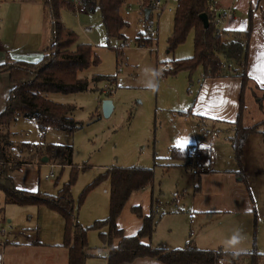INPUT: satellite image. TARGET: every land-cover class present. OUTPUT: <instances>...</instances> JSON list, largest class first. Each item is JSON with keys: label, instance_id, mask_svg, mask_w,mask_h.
Wrapping results in <instances>:
<instances>
[{"label": "rangeland", "instance_id": "1", "mask_svg": "<svg viewBox=\"0 0 264 264\" xmlns=\"http://www.w3.org/2000/svg\"><path fill=\"white\" fill-rule=\"evenodd\" d=\"M162 1L159 8H152L150 19L145 21L146 0H124L121 14L127 26L121 30L122 37L110 38L99 11L76 13L61 9V20L74 31L77 42L91 44L98 55L97 64H91L80 72V77H87L90 81L87 90L49 95L55 102L75 107L73 117L81 127L72 133L48 128L42 143L35 120L19 117L13 123L11 140L18 148L25 141L37 145L26 152L14 149L12 154L25 161L18 168H38L41 165L38 187H35L41 193L57 194L71 173L77 172L71 191L76 204L75 216L84 226L108 216L110 181H99L108 168H153L154 182L149 186L148 200L153 196L157 202V216H160L156 230L158 240L163 242L170 237L180 240L179 246L183 247L186 244L184 238L191 235L196 243L197 240L209 242L212 248L223 245L235 251L256 249L264 253V90L249 81L243 92L244 123H261L259 129L262 132L248 136L243 155L238 160L230 142V137L235 134L232 124L195 112L197 81L191 85L188 71L164 74L168 62L194 55V35L191 32L181 45L169 51L168 39L173 32L176 8L175 4H170L173 10H169L164 7L165 0ZM23 5L21 0H0V19L5 22L3 25L0 21V37L13 44L12 54L17 58L23 51H41L48 44L50 35L51 21L44 13L43 3L29 9L33 15L28 33L26 27L19 29L13 21V12ZM256 11L252 14V24L259 42L264 31V16L263 12ZM243 18L249 20V15ZM87 25L94 30L90 36L81 31V26ZM33 30H36V37L31 36L30 31ZM141 31H144L143 38H150V47L137 43L136 37ZM126 41L129 47L122 46ZM96 76L100 79L94 81ZM150 84L155 87H148ZM105 99L113 103L109 116H105L102 109ZM184 141H187L184 148L196 145L201 157L184 158L183 161L173 158L172 149L181 148L179 145ZM45 143L71 145L75 167L68 166L59 155L50 160L43 152ZM45 157L47 162L43 161ZM205 157L211 161L213 170L221 172L237 174L242 166L244 180L236 178L231 184L235 195L231 193L227 202L238 201L237 196L242 191L248 192L255 211L252 208L242 213H195L193 217L189 214L195 205V181L199 175H192L183 162L193 159L194 165L209 167ZM47 163L57 166L52 169ZM51 171L55 177L46 178ZM91 183L94 186L80 204V195ZM133 198L132 195L129 200ZM0 206L4 207L0 234L6 230L7 238L21 232L24 236H31L34 242L33 264H62L63 250L58 245L62 244L63 235L57 228L62 230L64 221L59 213L46 206L6 204L2 191ZM129 207L130 201L123 208L125 219ZM6 224L12 228L6 229ZM103 230L107 231V228ZM233 236L237 238L236 242L229 243ZM0 240L6 238L1 237ZM88 241L95 253L86 260V264H107L106 247L100 232L91 230Z\"/></svg>", "mask_w": 264, "mask_h": 264}, {"label": "trees", "instance_id": "2", "mask_svg": "<svg viewBox=\"0 0 264 264\" xmlns=\"http://www.w3.org/2000/svg\"><path fill=\"white\" fill-rule=\"evenodd\" d=\"M218 1L180 0V6L176 8L174 16L173 32L168 39V49L174 51L193 32L194 55L168 62L169 66L164 74L176 75L180 71H188L191 85L194 84L193 76L198 69H201L202 80L219 77L241 79L240 109L236 120L231 123L235 134L230 137L236 158L240 160L248 136L262 132L259 129L261 123L252 125L244 123L243 92L249 81L255 83L248 74L249 49L253 31L252 10L249 12L247 29L227 30L216 24L219 12L226 13V15L229 13L228 10L218 7ZM123 2L124 0H79V5L85 8V12H100L106 34L110 38L122 37L121 30L127 26L121 14ZM155 2V0L152 2L146 0L151 11L153 7L157 8ZM212 6L216 7L217 11L211 10ZM61 9L76 12L77 4L75 0H44L43 10L51 24L48 44L44 47L43 55L39 59L33 62L15 61L9 56L6 61L0 63V73L8 72L11 84L6 106L0 112V191L5 195V203L21 206H46L59 213L64 219L62 246L67 249V264H86V260L93 256V247L88 241V234L91 230L100 232L104 246L108 249L107 264H133L139 257H152L165 264H217L221 256L231 259L247 257L250 264H259L261 253L256 249L249 252L229 251L223 247L201 249L191 237L183 247L174 249L144 243L145 238H152L160 219L155 206L157 202L155 203L153 197L148 214L143 213L140 205L131 208V211L142 220V226L136 234L126 235L124 230L118 226L117 219L133 194L153 185V168L135 166L108 168L99 178V181L107 179L110 181L108 216L104 219H97L88 226L79 223L75 216L76 204L71 188L77 172L71 173L70 179L55 195L23 190L16 186L12 172L25 161L12 154L13 150L18 148L11 140L13 123L19 117L35 120L41 136L46 134L48 128L70 133L79 129L81 123L73 117L75 107L55 102L49 98V95L53 92L71 93L87 90L90 81L87 77H80V72L91 64L98 63V55L92 45L77 42L74 31L64 25L61 20ZM151 11L148 16L145 13V21L150 19ZM203 13L208 15V27L204 26L200 18ZM142 33L144 31L136 37L137 43L139 46L150 47L148 46L150 38H143ZM124 44L125 42L123 47ZM97 79L100 77H94V81ZM112 79L116 80L110 78ZM256 86L263 90L257 84ZM260 106L262 107V104ZM193 146L196 145L173 148L172 157L182 161L186 158L195 159V154L191 151ZM32 148L30 143L23 142L18 149L26 152ZM43 152H46L49 159L59 155L67 165L75 167L71 145L45 143ZM183 165L188 167L186 163ZM209 170L210 168L198 174V181L200 176ZM237 174L243 181L242 166ZM94 183L97 184L98 181ZM94 183L89 184L83 190L79 199L80 204L83 203ZM195 187L198 188L199 184ZM3 216L4 207L0 206V221ZM105 227L107 231L103 230ZM116 240L119 241L117 244H115Z\"/></svg>", "mask_w": 264, "mask_h": 264}, {"label": "crops", "instance_id": "3", "mask_svg": "<svg viewBox=\"0 0 264 264\" xmlns=\"http://www.w3.org/2000/svg\"><path fill=\"white\" fill-rule=\"evenodd\" d=\"M21 1L23 2L24 5L18 11L13 12V16H14L13 21L15 24L19 25L20 30L21 28L26 27L27 28L26 31L28 33L32 21L31 14L33 15V11L30 12L29 9H31V7L34 5H39L44 3V0H21ZM218 7L222 10H228L230 8L233 9L232 12H229V14L227 13L228 15H226L223 24L221 25L222 28L227 30L247 29L249 20L248 19L245 20L243 16L247 14L249 15V12L251 10H252V14L254 10L255 11L257 10L256 11L257 13L263 12L262 14L264 16V0H219ZM35 16H36V11H35ZM240 17L241 19H239ZM0 21L2 22L3 25L5 24L4 19H0ZM253 31L251 35L250 49H249L248 74L252 77L255 83L264 90V86H262L261 83L258 81V78L264 77V31L260 37L259 42L256 41L255 29ZM30 33L31 36L33 37L37 36L36 30L30 31ZM88 36H90V34ZM12 45L13 44L8 43L4 38L0 37V63L6 61L7 57L9 56L11 59L15 61L21 59L23 61L33 62L39 59L41 55H43V49L45 47L44 46L41 51L38 50L32 51L31 49L28 51H23L21 53L22 55L18 56L20 58H17L12 54L13 53ZM195 73H196L194 74L195 79L193 80L197 81V87H198L195 103L193 105L195 112L199 114H203L208 118L218 121H226L230 123L235 121L240 109L239 93L242 87L241 79L237 77H219V78H208L202 80L201 69H198ZM10 87L11 84L9 79V73L1 72L0 73V112H2V110L6 106V102L10 92ZM220 97H223L227 101V103L220 107H215L214 109L209 111V107L210 105H212L213 100H216ZM12 132H13V126H12ZM39 135H41V133ZM44 136L39 137L42 143L43 141H45ZM30 144L32 147L37 145L32 143ZM15 145L17 146V144ZM204 160L209 164L210 170L202 174L200 176L199 181L198 179L197 181H195L194 179L196 185L198 182L199 187L198 188L195 187V191L198 194L196 193L194 197L195 205L192 208V210H190L189 214L192 215L193 217L195 213H200V214L226 213V212L242 213L251 210L253 208V201L249 193L248 192L244 193L241 187H239V190L242 191V193H240V195L237 196L238 201L227 202V200L230 198L229 195L231 193L235 195L233 189L231 188V184H233L236 178L240 180L238 174H235L232 171L221 172L219 170H213L210 166L211 161L208 160L206 157L204 158ZM40 167L41 165L38 168L37 167L15 168L12 172V176L16 186L23 190L36 191L35 187H38L37 179L39 181ZM148 195H149V187L143 189L139 193L133 194L134 198L129 200L130 209H127L128 214L126 219L124 218V215H122L123 211L118 217L117 224L120 228L124 230L126 235L136 234L142 226V220L131 211V208L133 206L140 205L142 207L143 205V207L145 206V208H142L143 213L148 214L150 212L151 201L153 196H151L150 200H148ZM144 198H145V203H147L146 205H144ZM58 222H60V219H58ZM7 228L11 229L12 227L11 226L9 227V225L6 224V229ZM63 228H64V222H63ZM63 228L61 230L58 227L57 230L61 231V234L64 236ZM4 232L0 234V238L1 237L6 238V240L4 241L0 240V264H33L34 253L32 251V246L34 242L32 237L29 235L24 236L21 232V234H15L12 237L7 238L9 235L6 236V230H4ZM189 238L187 239L186 237L184 239H186L187 242ZM34 241H39V240L35 239ZM179 241L169 237L166 240H163L162 242L157 239L156 231L151 239L145 238L143 240L144 243H151L155 247H166L168 249L180 248L179 245L181 244H179L180 243ZM118 242L119 241L116 240L115 244H117ZM218 243L221 242L218 241ZM195 244L201 249H217L219 247H223L226 250L235 251V250L227 249L223 245H220L216 248H212L209 242H203L200 240H197V243L195 242ZM58 246L62 247L63 250L62 256L64 257L62 264H65V257L67 262V249L63 247L62 244ZM237 251L249 252L251 250H243V251L237 250ZM92 252L95 253L94 250H92ZM107 253H108V249L106 248V255ZM259 253H261L259 264H264V253L263 252H259ZM243 258H245L246 260H244ZM242 260L246 262L249 261L247 257H242ZM133 264H165V263L152 257H139L133 262Z\"/></svg>", "mask_w": 264, "mask_h": 264}, {"label": "built area", "instance_id": "4", "mask_svg": "<svg viewBox=\"0 0 264 264\" xmlns=\"http://www.w3.org/2000/svg\"><path fill=\"white\" fill-rule=\"evenodd\" d=\"M155 5L157 8H159L162 4H163V1L162 0H155ZM76 4H77V10H76V13H81V12H85V8L81 5H79V0H75ZM170 4H175V8H178L180 6V0H165V6L164 7H167L169 10H173V7H170ZM211 10L213 11H217L216 7H210ZM228 11H232L231 8L228 9ZM128 12V11H127ZM226 17V13H223V12H219L218 16L216 17V24L221 26L223 24V21ZM152 29V27L150 28ZM81 31L85 34V35H89L93 32V27L92 26H81ZM129 43L126 41L125 44H124V47H129ZM39 137H41V135H39ZM191 151L195 154V158H199L200 157V154L198 153V147L197 146H193ZM184 164L186 163V165H188L191 173L193 175H198V174H201L203 173L204 171H207L209 169V167H206L204 165H194L193 164V159L192 160H189L186 161V162H183ZM46 165H48L49 167H51L52 169H54L57 164H54V163H47ZM67 166V165H66ZM65 166V167H66ZM70 166V165H68ZM59 167H61L59 165ZM55 177V173L54 171H51L50 174H46V178L48 179H51ZM105 191H107L105 189ZM217 264H250L249 262H246L242 259H231L227 256H221L218 258V262Z\"/></svg>", "mask_w": 264, "mask_h": 264}, {"label": "water", "instance_id": "5", "mask_svg": "<svg viewBox=\"0 0 264 264\" xmlns=\"http://www.w3.org/2000/svg\"><path fill=\"white\" fill-rule=\"evenodd\" d=\"M152 1H153V0H151V2H152ZM150 11H151V8H146V9H145L146 16L149 15ZM200 18H201V20L203 21L204 26H205V27H208V25H209L208 15H207L206 13H203V14H201ZM102 109H103V113H104V115H105V116H109V115L111 114L112 110H113V103H112V101L109 100V99H105V100L103 101V104H102ZM43 161H44V162H47V161H48V158L45 157V158L43 159Z\"/></svg>", "mask_w": 264, "mask_h": 264}, {"label": "snow or ice", "instance_id": "6", "mask_svg": "<svg viewBox=\"0 0 264 264\" xmlns=\"http://www.w3.org/2000/svg\"><path fill=\"white\" fill-rule=\"evenodd\" d=\"M258 81L261 83L262 86H264V77L258 78ZM226 103H227V101L223 97H220L216 100H213L212 105H210V107H209V111H211L215 107H220ZM186 144H187V141H184L179 145V147L184 148L186 146Z\"/></svg>", "mask_w": 264, "mask_h": 264}, {"label": "clouds", "instance_id": "7", "mask_svg": "<svg viewBox=\"0 0 264 264\" xmlns=\"http://www.w3.org/2000/svg\"><path fill=\"white\" fill-rule=\"evenodd\" d=\"M148 87H155V85L154 84H150V85H148ZM236 237L235 236H233L232 238H231V240L229 241V243H235L236 242Z\"/></svg>", "mask_w": 264, "mask_h": 264}]
</instances>
